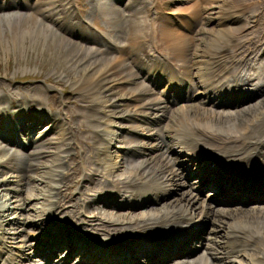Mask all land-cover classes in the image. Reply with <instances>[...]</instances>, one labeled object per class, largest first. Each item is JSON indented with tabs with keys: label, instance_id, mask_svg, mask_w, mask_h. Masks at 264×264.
<instances>
[{
	"label": "bare ground",
	"instance_id": "bare-ground-1",
	"mask_svg": "<svg viewBox=\"0 0 264 264\" xmlns=\"http://www.w3.org/2000/svg\"><path fill=\"white\" fill-rule=\"evenodd\" d=\"M151 1L153 26L155 23L153 29L150 28V18L148 20L151 10L148 0H123L121 9L112 6L109 0H90L91 15L99 14L104 24L117 29L113 34L121 42L115 46L110 44L108 33L103 36L94 35L88 27L80 25V21L75 19L70 0H0V23H5L9 29L13 23L19 27V35L15 39L23 40L21 37L26 34L31 44H36L39 39L46 47H59L64 51L63 60L66 65L82 73V79L71 88L88 103L85 108L94 128L95 146L106 144L105 134L108 130H116L121 134L115 138L113 148H117L116 152L121 154L122 159L113 162L106 170L110 175L124 170V177L118 182L112 180L111 184L97 181L95 189L102 190L98 197L104 200L108 195H119L127 205L148 198L154 201L162 198L157 203L146 205L148 207L145 212L137 215L104 212L105 220L101 221L106 222V225L100 223L92 232L101 231L107 236L97 238L100 242L95 243L92 238L79 237L72 230V227L77 229L79 215L76 210L64 211L65 208H58L65 200L60 195L59 200L45 205L48 208L44 210L47 214L51 212L58 215L57 222H64L67 228L63 231L49 224L47 227L50 230L44 234L43 242L34 253L46 256L47 262V256L51 257L59 249L68 251L67 254L63 252L66 254L64 259L60 258V254L57 262L51 259L53 263L49 264H64L76 253L79 255L75 264L82 260L84 264H128L135 262L134 259L142 254L149 255L153 261L162 256L161 252L170 249L163 255V259L166 255L175 256L169 264H238L245 257L243 253L249 250V253L254 252L252 264H264V208L241 211L235 209L239 206L237 204L222 203L219 205L234 208L215 211L208 207L211 202L206 203L192 191L200 187L214 189L211 178L208 179L212 174L227 176L233 179L234 184L241 186L244 183L246 187L250 182H258L257 178H264V65L255 64L259 63L260 57H264V25L258 26L257 30L258 23H254L257 10L264 8V0L256 4L254 16L246 18V4L241 0ZM192 1L191 7L189 5L185 8L187 11L175 10L179 13L186 11V19L181 18L183 16H172L175 8L172 10L170 6L179 7ZM79 7L82 9L83 5ZM165 13L168 16H164ZM248 24L253 25L249 28ZM209 25L210 28H207ZM253 28L256 32L251 37L248 30L252 31ZM0 32L2 34L1 29ZM67 34L74 37L87 36L90 42L104 48L102 56H99L97 48L93 49L96 46L90 48L74 43L67 38ZM153 78L163 83L158 94L153 90ZM186 85L195 90L198 95L196 99L192 95H181ZM8 88L0 87V107L5 104L12 107L16 103ZM40 90L37 87L28 88V96H21L26 101L23 108L25 111H21L23 115L19 114L23 123L16 132L9 129L15 127L11 123L5 128L0 126V140L4 143L15 142L20 134L27 133L28 136L22 142H26L29 154L10 152L4 147L0 150V167H6L14 174L5 179V183L24 186L32 179L31 174L40 167L36 159L43 156L51 145L42 131L37 138L30 136L42 122H47L44 128L48 132L53 131L54 124H57L53 118H50L49 123V118L41 113L39 104L43 95ZM186 91L189 89L186 88ZM170 92H174L175 97L180 99L168 108L170 102L165 93L170 95ZM237 92L250 94L258 100L240 103L241 100L234 99ZM29 100L34 106H31ZM232 100L235 101L232 102L233 109L222 111L224 109L221 107L230 104ZM116 131H113L111 141ZM71 133H62L60 141L64 153L68 152ZM21 147L17 146L20 150L23 149ZM93 151L89 149L84 153L89 160L85 161L83 167L90 174L98 171L93 170L91 160L98 158L96 156L100 150L94 151L95 156ZM126 155L130 160L125 159ZM15 161H20L21 166L17 162L11 163ZM76 170L74 167L72 173L76 174ZM185 170L195 174L188 185L182 175ZM205 170L208 173L202 175ZM211 190L207 191L206 197H211L212 191L216 193ZM5 191L0 195L1 229L7 224L4 218L6 212L16 209L9 205L11 197ZM228 192L227 188H222L220 193ZM28 194L20 201H43L45 196L38 198V195ZM170 194L172 198L166 200ZM75 205L72 208L79 209ZM85 205L88 203L85 202ZM89 207L86 206V213ZM90 208L95 215L100 213L94 207ZM112 210L118 211L114 208ZM16 220L15 223L22 226L26 223L25 220L19 223ZM198 221H207L209 224L205 239L201 241L199 238L196 244L184 245L185 241L181 242L183 236L190 233ZM82 239L92 244L84 245ZM1 241L0 264H46L31 256L35 247L26 245L24 239L19 241H22L20 247L16 246L13 258L9 257L8 244ZM158 243H164L168 248L162 249L156 245ZM82 245L87 250L80 248ZM182 245L185 251L197 250L195 254L201 245L202 255L196 260L187 261L190 258L181 249ZM149 256H141L140 261L147 264Z\"/></svg>",
	"mask_w": 264,
	"mask_h": 264
},
{
	"label": "rangeland",
	"instance_id": "rangeland-1",
	"mask_svg": "<svg viewBox=\"0 0 264 264\" xmlns=\"http://www.w3.org/2000/svg\"><path fill=\"white\" fill-rule=\"evenodd\" d=\"M70 1L72 3V8H73L72 10L79 14L82 21L90 25V30L92 32L96 34L100 33L101 35V33L103 32L110 31L112 32V33L109 32L110 34L108 35L111 38L110 44L115 46L119 45L121 41L119 42V40L116 39L113 34L114 31H117V29H112L109 25L104 24V20L102 19V17L99 16V14L94 15L92 13L93 15H91L90 11L92 8L91 6L92 3L90 5V0H70ZM93 1H98V0H93ZM150 1L151 0H148V5L151 7V10L148 13V20L150 18L151 21L150 28L153 29L155 27V23L153 26V21H152L153 15H151L153 4L150 3ZM241 1H243L246 4L245 10L248 12V15L245 14L244 18L253 17L256 4L262 2V0H241ZM192 3L193 1L188 3L187 5H179V7L178 5H176L175 7L170 6V9L172 8V10L175 8L172 11L173 16L180 15L185 17L186 13L181 12L179 14L178 13L179 11H175V10L176 9H179L180 11L181 9L184 10L185 8H188L190 4L192 5ZM80 4L83 5L82 9L81 7H79ZM191 5L189 7H191ZM78 9L80 10V12H83L85 18L80 12H78ZM262 9L257 10V14L254 19L255 25L258 23L256 25L257 30H258V26L264 25V15H263L264 8ZM165 16L168 15L165 14ZM240 21L244 22L243 19H241ZM249 24L248 26L249 28H251L253 24L252 25ZM12 25L13 28L10 27L11 29H9L7 25H5V23L2 22L0 23V29L2 31V34L0 32V87L1 88L9 87L8 90L9 92L12 93L13 98L16 100L17 104L14 103V105H12L13 108L11 109L9 108L10 106L8 105L9 107H7L6 104L5 106L0 107V126L8 127V124L11 123L15 127L9 128L10 130L14 129L16 132L19 129L20 125L23 123L22 116L20 117L19 114L23 115L21 111L22 110L23 112L25 111L23 108H24V103L26 102L25 99L22 100L21 96L27 97L28 93L26 89L33 87L34 88L37 87L38 90L41 89L40 90L41 94L44 96L41 97L42 98L40 102L41 104H39V108H41V113L46 118H49V123H50V118H53L54 120L56 119L55 121H57V124H54V128L52 129L53 131L48 132L47 128H44L47 126V122H42L40 123L39 126H37L38 129L34 130V132L30 134L31 138L34 137L37 138L39 137L42 131V133L46 134L45 139L50 140L49 142H51V145L47 147L48 151L45 152L43 156L38 157L36 159V164L40 167L31 174L32 179L30 181H27V183H25L24 186L22 184L15 185L12 183H5V179H8L11 175L14 174L10 169L3 166L0 167V172H1L0 183L2 184L1 185L2 187H0V195H3L6 192L5 190H7V192H9L11 197L10 199L11 203L9 205L11 207L16 208V209H10L9 210L10 212L8 211L4 215L7 224L3 225L2 229L0 228V240H3L1 242L3 243L5 242L6 244H8V246H10L8 247V249L10 248L9 252L13 258L15 256L14 252L16 250V246L20 247V243L22 242L21 241L19 243L20 240L24 239L26 245L27 244L30 245L32 242L37 240L38 242H42L43 241L42 238L44 234H46L47 231L50 230V228L47 227L49 224H53L55 227L61 228L64 231V228H67L65 227V225L67 224H63L64 222L62 221H61L62 224H59L56 219L58 215H53V213L51 212L47 214V212H45L44 210L48 208L47 206L49 203L52 204V202L54 203V201L59 200L58 198H60V195H62L65 200H63L62 204L60 203L58 208L59 209L65 208L64 211H67L69 209L70 210L72 209L71 211L76 210L78 213L77 215H79L77 218L80 220V222H82V223L76 222L77 226L76 225L75 226L77 227V229L72 227V230L76 231L79 237L80 235L86 238L93 237L96 238V240L92 238L93 242L95 243L100 242L97 240V238L100 239L101 236L106 237L107 235L101 231H97V233H93L92 230L94 229L95 226L100 225V223L106 225V222L101 221L104 217V212L117 214V215H124L127 213L131 215H137V213L138 214L144 213L145 209L150 205V203L153 204V199L148 198L145 199L144 201L140 200L136 204H132V206L130 207V205L129 206L122 205L127 203H125V199L117 195L115 196V198H112L107 202H104L105 207L101 206L99 201H96L97 206L96 204H94V200L98 198L99 193L102 192L101 188L95 189L97 187V181H103V182H107V184H111L112 180L118 182V180L120 181L124 177V170L123 171L118 170V171H122L123 174L122 172L115 171V173H113L112 175H110L107 171L110 165L113 164V162L116 163L120 161V159H122V157L120 156L121 154L120 153L117 154L116 152L117 148H113L115 138L117 139V136L121 134L118 133L116 130H113L116 132L111 141L110 139L113 131L108 130V132L105 134L106 144L101 147L95 146L93 140L94 128L92 127V125L88 120L87 108H85L88 105V103H85L86 101H84L81 97H79L78 94L74 93L71 88L73 84L78 83L82 79L83 76L82 73L73 70L66 65V63L63 60L64 51H62L59 47L54 48V46L52 45L46 47L44 44L40 43L39 39L38 41H36V44L34 43L35 45L31 44L29 43V38H26L27 37L26 34L21 37L23 40L15 39V37L17 38L19 35L18 33L19 27L16 26L15 23H13ZM207 28H210V25L207 26ZM256 29L253 28L252 31L248 30L249 31L248 34H251L250 36L253 37V33L256 32ZM262 36H264V33L262 34ZM120 37L122 38L121 34ZM89 39L90 38H88L87 36H83V37L80 36L79 40L83 42V45L93 48L94 44L90 42ZM76 43H78V41H76ZM96 48L99 52V56H102L104 48L96 46L93 49ZM258 62L259 63L258 64L256 63V66L262 64L264 65V57H260ZM67 71L69 72L67 73ZM13 91L15 93H13ZM29 102L32 103V101L30 100ZM31 106H34L33 103L31 104ZM83 113L85 117L82 116ZM29 126H31V124H29ZM107 128L111 129V127H107ZM122 130L123 127L122 129L120 128V131ZM68 131H72L74 135L71 133L69 138V144L67 146L68 152L64 153L63 151L64 147L61 146L63 144H61L60 139L62 137V133ZM23 135L20 134L19 137L17 136L16 137L17 139L13 143L8 141L10 142V144L4 143L0 140V150H2V148L4 147L3 149L9 150L10 152L12 151L19 152L20 149L17 148V146L14 144L16 143L19 144L20 142L27 140L28 138L27 133H24ZM70 139L73 140V142ZM22 143L25 144V142ZM10 146L15 147L16 149ZM89 149L94 151L97 149L100 150L96 156L98 158H94V160H91V162L93 161L91 163L93 164V170L94 171L98 170L97 173L92 172L90 174L83 167L85 161L89 160L88 157L86 158L84 154ZM27 154H29V151ZM94 156H95V152H94ZM127 157L128 156L126 155L125 159L130 160ZM0 159H2L1 153H0ZM11 163L13 164L16 163L18 166H21L20 161H15ZM56 166L58 167L56 168ZM74 167L77 168L76 174L72 173ZM104 169L105 170L107 169L106 170L107 173L105 172ZM109 176L112 177L110 178ZM41 180H43L44 182L42 183ZM31 187L33 188L31 190H28V188ZM28 192L30 194L38 195V198H41L42 195H45L43 197V201L39 199L38 200L31 199L26 203L20 201L22 198L26 197ZM170 198H172V196L168 195L166 197V200H169ZM46 199L48 201H45ZM77 199H79V203H77ZM160 200H162V198ZM85 202L88 203V205H85ZM64 203L66 206L64 205ZM75 204H77L79 209L72 208L76 206ZM140 205H142V207ZM86 206L94 207L100 213L98 215H95V212L93 213V210H91V208L89 207L88 209L89 211L87 210V212L89 213L88 214L86 213V209H85ZM116 206H117L116 210H118L119 212L112 210V208ZM150 208H153V206H150ZM92 215H95V217H92ZM16 219H18V223L25 220L26 221L25 225L22 226L20 223L16 224L14 221ZM95 234H101V235H95ZM126 234L127 232L124 235ZM83 241H85L84 245L89 246L90 243L92 244L91 241H87V240H83ZM243 254L245 257H242V259L238 261V264H252V261L254 260V256L252 255L254 254V252L249 253L248 250Z\"/></svg>",
	"mask_w": 264,
	"mask_h": 264
}]
</instances>
